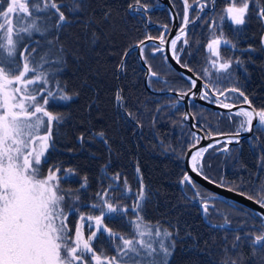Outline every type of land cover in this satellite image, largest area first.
I'll return each mask as SVG.
<instances>
[{
	"label": "snow or ice",
	"instance_id": "obj_1",
	"mask_svg": "<svg viewBox=\"0 0 264 264\" xmlns=\"http://www.w3.org/2000/svg\"><path fill=\"white\" fill-rule=\"evenodd\" d=\"M200 13L209 6L214 15L208 25L212 38L207 44L210 56L206 58L207 64L197 73L187 63H181L183 48L177 49L178 41L183 40L187 45V25L194 23L189 20V9L192 5L184 0L183 23L176 37L170 41L171 57L192 72L195 79L187 77L195 88L197 83L204 81L199 93V99L209 100L216 97L219 107L229 109V120L234 117L242 118L238 121L237 131L223 141L224 147L218 151L231 153L228 145L241 144V132H251L250 144L258 147L260 151L259 164L264 167V144L255 133H264V109L257 110L248 97L239 87L221 90L218 85L225 79V75L231 77L233 63L240 65L242 62L231 57L225 59L221 55V46H230L236 49L225 37L223 31L224 22L230 21L231 25L237 26L234 31L239 32L240 26L248 23L251 6L255 5V15L264 22V0H225L226 6L220 13H215L216 0H195ZM88 0H0V264H170L175 252L179 232H172L160 226H153L145 221L142 215L145 202L150 198L149 189L145 185L142 176L139 178V189L133 193L128 181H124V190L120 191L119 199H132L131 205H119L114 197L109 196V191L119 188L118 185L109 186L101 193L96 194V202L90 208L99 214H85L80 211V189L88 187V177H82V183L76 190L64 189L61 182H69L76 175L73 168L63 169L60 165H52L47 174L43 172V165L47 163L46 151L54 147L52 143L53 128L61 125L65 116L61 113L50 111L48 106L52 101H71L79 93H69L67 85L61 84L57 74L62 73L66 66L67 49L60 41V34L66 27H70L72 21L62 9H67L71 15H76L87 10ZM128 10L133 15H147L150 5L144 0H132L128 4ZM111 11L104 13L103 19L107 20ZM202 17L198 14L196 19ZM90 17L85 22L86 27L93 23ZM167 30V25L164 26ZM219 31V35L217 32ZM34 34L44 37L48 46L39 59L36 57L40 41L32 39ZM52 37V38H49ZM99 39L93 32L90 42L94 45ZM151 40L152 37L148 36ZM159 44H153V57L156 53H164L165 35L161 34ZM264 44V37L261 40ZM36 44L37 47H32ZM149 45L144 40L137 41L125 50L120 63L117 65L118 72L126 70V57L132 51L138 49L140 59L148 64L145 57V49ZM249 51H254L251 46ZM54 53V55H53ZM165 62L168 57L164 56ZM22 61V68L20 66ZM210 66V67H209ZM213 70L216 73L213 78ZM148 79L156 77L157 73L151 65L147 68ZM227 93H237L233 97ZM179 99L171 107L177 108L180 100L189 97L190 104L194 105L196 93L191 89L187 92H179ZM224 97L221 100L220 97ZM243 97V104L247 108L237 107L225 100H234ZM116 106L123 109L129 118L135 119V114L128 111L125 106L123 89L117 88L114 94ZM236 108L235 111L231 109ZM161 111L158 106L157 114ZM191 113L182 114V120L187 121ZM153 116V125L156 121ZM257 123L254 125L253 121ZM137 121V127H140ZM192 127L200 128L203 125L193 124ZM210 127V126H209ZM42 129L46 130L41 134ZM219 133L206 132L203 137L195 132L191 133L193 139L199 143L201 139H213ZM99 138L111 151L106 133L103 131L91 133V138ZM81 145L85 142L86 134L81 133L77 137ZM222 141L214 140L213 143L196 150L191 155V171L216 187L225 188L228 192L244 196L246 200L258 205V208H244L242 215L244 221L236 228H232L227 214L217 212L213 203L219 201L227 204L233 211L241 212L236 201L229 203L228 198H221L219 193L201 188L193 177L184 172L180 184L185 188V195L189 190L193 202L199 203L202 214L207 221L208 217L215 213L224 216V223L210 224L215 230L231 231L237 233L228 247L227 236L224 237V253L220 264H243V253L237 252L243 244H247L256 253L264 254V185L256 189L257 194L252 195L240 191V186H229L223 177L214 180L204 174L201 158L210 148L215 147ZM195 147V144L192 145ZM71 151V149L69 150ZM107 165L102 167L106 173ZM63 172L64 175L60 173ZM136 172L139 176L140 169ZM119 180V173L114 177ZM190 186V188L188 187ZM206 193V194H202ZM129 212L133 215L128 220L131 228L130 233L122 234L114 231L105 224V220L114 217L123 219ZM79 213L75 224V231L69 227V217ZM87 227L90 233L85 237L84 230ZM190 235V234H189ZM101 241L102 246L97 247L96 242ZM106 249L113 251L108 255ZM235 254V255H233Z\"/></svg>",
	"mask_w": 264,
	"mask_h": 264
},
{
	"label": "trees",
	"instance_id": "obj_2",
	"mask_svg": "<svg viewBox=\"0 0 264 264\" xmlns=\"http://www.w3.org/2000/svg\"><path fill=\"white\" fill-rule=\"evenodd\" d=\"M130 2L132 0H88L87 10L74 16L67 9H62L72 24L59 37L67 49V63L64 71L57 74V79L67 85L70 94L75 92L79 95L67 102L52 101L48 106L50 111L63 114L65 120L53 128L52 143L55 146L47 149L48 159L43 165V172L46 175L52 165L75 169L76 175L69 182H61L64 189L73 191L80 187L82 177L87 176L88 187L80 189V211L95 215L99 211H93L90 205L96 202L97 193L110 185H118L117 190L109 191V196L116 198L115 203L119 205H131L132 199H119L120 191L124 190L126 179L135 193L142 176L150 197L142 212L145 221L179 232L170 264H220L224 255V237L227 236L230 248L237 233L212 229L210 224L224 223V216L213 213L206 221L199 203L189 199L192 191L189 190L186 196L185 188L180 184L185 172L183 157L194 140L190 127L182 120L183 104L179 102L174 109L171 107L177 100L174 95H159L147 90L143 83L145 70L137 61L136 50L126 57V70L117 71L125 50L147 36L144 18L139 20L138 15L133 18L129 12ZM109 10L111 15L107 20L103 19L104 13ZM151 16L161 22L166 20L164 12ZM90 17L94 22L86 27L85 22ZM197 28L202 35L198 37L199 41L194 40L190 52L196 58L191 67L200 73L198 71L205 55L200 43L204 40V33L210 34V30L202 24ZM93 32L99 37L94 45L90 42ZM32 39L40 41L35 54L39 59L48 46L39 34H34ZM161 65L158 71H161L162 77L151 78V83L148 79L152 90H188L186 77L169 65ZM20 66L22 68V61ZM117 88L123 89L125 106L135 114V119L129 118L123 109L116 106L114 94ZM158 106L161 111L157 114ZM189 106L194 118L199 117L195 104ZM154 115L157 118L153 125ZM137 121L140 127H137ZM45 131L42 129L41 134ZM100 131L106 133L111 151L98 137L91 138V133ZM82 132L86 134L83 145L77 139ZM259 137L264 144V134ZM252 147L246 144L241 150L231 153L208 150L202 160L204 174L214 180L223 177L229 186L239 185L240 191L256 195V189L264 185V167L259 164V148ZM105 165L106 173L102 171ZM137 167L140 169L139 176ZM117 173L118 181L113 179ZM60 174L64 175L63 172ZM210 203L214 204L217 212L227 214L232 228L238 227L245 219L242 205L237 204L241 212H236L219 201ZM132 215L129 212L123 219L114 217L105 220V224L114 231L128 234L131 231L128 220ZM78 218L79 213L69 217L72 231ZM96 246L101 247L102 242L97 241ZM106 251L108 255L113 254L111 249ZM237 252L243 253V264H264V254L258 252L253 255L247 244H243Z\"/></svg>",
	"mask_w": 264,
	"mask_h": 264
},
{
	"label": "flooded vegetation",
	"instance_id": "obj_3",
	"mask_svg": "<svg viewBox=\"0 0 264 264\" xmlns=\"http://www.w3.org/2000/svg\"><path fill=\"white\" fill-rule=\"evenodd\" d=\"M169 1L171 2L178 19L177 29H180L183 23V16H184V0H169ZM145 3L150 5L149 13L146 16L138 15V17L139 20L143 18L145 20V25H146L145 31L147 37L150 36L152 37V39L159 40L158 38L160 37V35L164 34L166 40L172 26L171 23L172 19L168 7L166 5L162 6L163 3L160 0H147L145 1ZM188 3L192 5V8L189 9V20L194 21V23H189L187 25L186 38L188 39L189 43L187 45H184L183 40L178 41L177 49L180 48L184 49V51L180 53L181 63H187L189 67H191V65L193 66V63L195 62L196 58H193L191 56L190 46L193 45L195 39L198 40V37L201 38L202 35L201 30L197 28V26L202 24L204 25L205 29H209L208 25L211 23L214 12L212 7L209 6L204 10L203 13H200L198 4L195 2V0H188ZM225 5H226L225 0H216L215 13L216 14L220 13L221 10L225 7ZM255 10H256L255 5H253V7L251 8V12L248 16V23H246L243 26H240L241 30L239 32L234 31V29L237 26L231 25V23L229 24L230 21L226 20L224 22L223 31L225 37L229 39L233 44H236L237 47L236 49H232L230 46L222 45L221 54L226 52L227 58L231 57L233 61L236 58H238L242 63L240 65L233 63L231 69V77L230 78L225 77V79L218 86H224L223 89H221L222 91L226 89H230L232 87H239L248 97L253 107L259 110V109H264V44H262L261 42L262 37H264V22L260 21L257 18V16L255 15ZM159 11L164 12L166 15V20L164 22L158 21L156 20V18L152 16L150 17L151 14L158 13ZM198 14L202 17L201 19H196ZM165 25H167V30L164 27ZM217 35H219V31L217 32ZM147 37L145 38L147 39ZM203 38L205 42L203 40L200 44H202L203 51H205L207 50V44L210 40L209 38H212V33L210 35L208 33H204ZM145 44L149 45V47L145 49V53H144L145 57L148 60L147 65L148 66L151 65L152 70L157 73V77H162L161 71H158L161 69L162 66L161 64H164L166 66L169 65L172 67L169 61L165 62L164 60L165 51L164 53H156L155 57H153L154 49L153 47H151V45L159 44V42L155 40H150ZM250 46L252 49H254V51L248 50ZM145 81L147 86L150 89H152L148 83V76L147 78H145V73H144V77H143L144 85H145ZM188 83H189V88H188L189 90L191 88V82L188 80ZM188 90L179 91V92H187ZM226 95H230L233 97L238 96L237 93H227V92ZM175 98L178 100L176 96ZM220 99L224 100V97L222 96L220 97ZM208 101L217 104L215 96L211 97V99H209ZM242 101H243V97H239L238 99H234V100H225L226 103H233L235 105H242L243 104ZM180 103L183 104L182 102ZM194 104L196 107L197 115H198V111L200 114L199 117H197L196 119L194 118L196 124L197 122H199V125H203V127H200L199 129L197 128L198 130L204 133L206 132L235 133L237 131L238 121L242 118L234 117L233 120H229L227 118V115L224 116L220 115L221 113H227L228 111L213 109L209 106H205L196 102H194ZM243 107L247 108L248 105L245 104ZM255 134L257 136H260L264 133L256 132ZM252 136L253 133L243 138L239 146L236 144H232L228 147L230 149H233V151L241 150L242 147L245 146L246 144L252 147V144H250V138ZM223 147L224 144L220 143L218 145H215V147L210 148V150L221 152L218 151V149H221ZM89 234L90 233L88 232L87 227H85L84 230L85 237Z\"/></svg>",
	"mask_w": 264,
	"mask_h": 264
},
{
	"label": "water",
	"instance_id": "obj_4",
	"mask_svg": "<svg viewBox=\"0 0 264 264\" xmlns=\"http://www.w3.org/2000/svg\"><path fill=\"white\" fill-rule=\"evenodd\" d=\"M160 1L163 3L162 6L166 5L168 7L169 12H170V16H171V19H172V22H171L172 26H171L169 35H168V37L165 40L166 42H165V45H164L165 55L168 57L169 63L172 65V67L177 72H179L181 75H183L186 78L187 77H192V79H195V76L193 75L192 72H189L186 68L181 67L180 64H177L176 61L173 60L172 57H171L170 41L172 39H174L176 37V33L179 32V29H177V27H178V19H177L175 10H174L171 2L169 0H160ZM143 40L145 41V43L150 41L149 39H143ZM151 40H155V41L159 42V40H157V39H151ZM136 55H137L138 62L140 63V65L145 70V78H147V76H148V73H147L148 65L145 64L142 59H140V53H139L138 49H136ZM203 83H204L203 80L199 81L195 88H192V84H191V88L190 89L193 92L196 93V97L193 98L194 102L202 104V105H205V106H209V107H211L213 109H218V110H222V111H229V109L221 108L217 104L212 103V102H210L208 100L199 99V93H200V90H201V88L203 86ZM145 87L147 88V90L153 92L154 94L174 95V96H176L179 99V96H178L179 92H177V91H173V90L154 91V90L150 89L147 86L146 81H145ZM180 102L183 103L184 113L185 112L191 113L190 106H189V97H185L183 100H180ZM244 105L242 104V105H236V106L237 107H243ZM232 110H236V108L231 109V111ZM183 122L189 124L192 132H195L198 136L203 137L205 135L204 132L198 130L195 127H192L193 124H196V121H195L194 116H193L192 113H191L190 119L187 120V121H183ZM255 123H256V120L253 121L254 125H255ZM219 134L220 135H214L213 139H211V140L210 139H201L199 141V143L194 141L195 147L193 148L191 146L189 149H187V151L185 152V155H184V168H185V171H187L193 177V179L197 182V184L201 185L202 187H204L205 189H207V190H209L211 192L219 193L221 198H228V200L230 202L231 201H236L237 204L242 205V206H246L247 208H258V205L252 203V201H250V200H246L244 196L236 195L235 192H228L225 188L216 187L214 184H209L206 180H204L200 176H197L195 173H193L191 171V166H190L191 165V155L196 150H198V149H200L202 147H207V145L210 144V143H213L214 140H220L223 143L224 140H226L229 136H231L234 133H219ZM250 134H251V132H241L240 140H242L243 138L249 136ZM233 144H235V143H233ZM216 145H218V144H216ZM230 145H232V144H230ZM230 145H228V146H230Z\"/></svg>",
	"mask_w": 264,
	"mask_h": 264
},
{
	"label": "rangeland",
	"instance_id": "obj_5",
	"mask_svg": "<svg viewBox=\"0 0 264 264\" xmlns=\"http://www.w3.org/2000/svg\"><path fill=\"white\" fill-rule=\"evenodd\" d=\"M226 6V5H225ZM253 7V5L251 6V8ZM231 22H229V24H230ZM211 34V33H210ZM209 34V35H210ZM145 37H147V36H145ZM144 39H146V38H144ZM209 39H211V38H209ZM204 58H203V63H202V66H201V68H200V71H198V72H201V69L204 67V66H206V64H207V61H206V58L207 57H209L210 56V53L208 52V50H205L204 51ZM225 59H227V53L226 52H224V53H222L221 54ZM137 56V55H136ZM140 64V63H139ZM210 67V66H209ZM215 76H216V73H215V71L213 70V78H215ZM225 77H228L227 75H225ZM220 89H223V87L224 86H218ZM151 92V91H150ZM183 113H184V109H183ZM182 113V114H183ZM194 144V140H193V142H192V144L188 147V149L192 146ZM210 150V149H209ZM47 152V151H46ZM185 155V154H184ZM204 155H205V153H204ZM204 155H203V157H204ZM203 157L201 158V163H202V160H203ZM183 164H184V157H183ZM202 165H203V163H202ZM216 179V178H215ZM203 193V192H202ZM257 193V192H256ZM74 233V232H73Z\"/></svg>",
	"mask_w": 264,
	"mask_h": 264
}]
</instances>
